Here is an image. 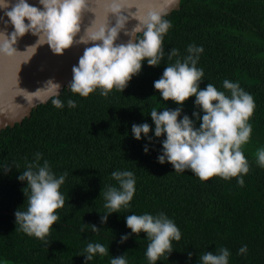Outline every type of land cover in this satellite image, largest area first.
I'll use <instances>...</instances> for the list:
<instances>
[{
	"label": "trees",
	"instance_id": "trees-1",
	"mask_svg": "<svg viewBox=\"0 0 264 264\" xmlns=\"http://www.w3.org/2000/svg\"><path fill=\"white\" fill-rule=\"evenodd\" d=\"M164 18L171 24L163 39L164 61L156 67L145 62L122 93L114 88L102 96L97 89L81 97L64 89L59 94L63 108L50 99L21 124L0 131V166L11 167L0 172V263L84 264L83 250L92 242L109 247V255L87 264H110L112 256L124 253L128 264H149L145 233L120 243L121 235L131 231L125 216L163 212L179 227L181 239L172 242L173 251L157 264H200L204 252L215 253L221 247L231 253L229 264H264V167L257 163V151L264 148V0H181L179 9ZM190 44L203 47L197 64L204 71L200 88L211 83L227 94L223 81L228 79L255 101L249 118L252 133L241 145L249 163L243 186L237 177L202 180L190 170L178 173L171 164L157 162L163 135L150 143L143 135L139 141L132 136V124L154 127L148 115L153 109L178 106L163 101L153 82L175 61L176 57L168 60L169 50L177 49L183 58ZM68 99L76 107H69ZM194 99L183 102L181 115L191 117L198 110ZM146 143L148 153L143 151ZM36 153L57 176L67 174L60 188L65 205L56 210L59 219L46 237L48 244L14 223L15 210L28 206L22 192H27L25 183L16 177ZM115 170L132 171L136 191L128 209L110 214L101 224L100 216L107 212L103 191L108 185L118 186L111 177ZM242 245L247 251L240 254Z\"/></svg>",
	"mask_w": 264,
	"mask_h": 264
},
{
	"label": "clouds",
	"instance_id": "clouds-1",
	"mask_svg": "<svg viewBox=\"0 0 264 264\" xmlns=\"http://www.w3.org/2000/svg\"><path fill=\"white\" fill-rule=\"evenodd\" d=\"M88 0H38L33 5L28 0H0V11L7 17L5 28L0 29V56L12 57L18 50L15 47L20 37L26 33L36 36L33 54L38 46L47 45L57 55L74 44L91 45L83 50L77 63L72 66V79L67 87L72 93L87 97L100 90V95L108 96L114 88L121 93L134 75L139 74L142 65L159 66L165 58L163 47L164 35L171 27L170 21L164 18V11L149 5L135 13L126 11L127 0H105L103 19L90 24L81 33V18L86 10ZM127 12L128 15L122 13ZM132 16L138 23L128 31L126 23ZM110 17L115 23L111 24ZM3 20V17H0ZM12 31H7V25ZM121 31L130 39L125 43H115ZM140 34L137 36L136 34ZM86 37V38H85ZM27 47V48H28ZM187 55L180 58L178 50L170 49L167 58L172 60L164 67L162 75L153 82L163 101L171 100L178 106L174 109L163 107L153 109L150 115L154 127L147 122L132 124L131 133L134 139L141 140L142 135L149 143L153 138L160 141L161 149L157 162L171 164L174 171L182 173L190 170L202 180L212 176L223 179L237 177V183L243 186V175L249 171V163L241 145L248 142L252 133L249 123L255 101L238 82L225 79L223 88L218 90L211 83L200 88L204 71L197 67L202 46L188 45ZM61 85L49 79L37 90L43 91L42 100L51 98L56 108H63L64 102L59 98ZM36 90V91H37ZM34 91V92H36ZM195 97L194 110L189 117L182 113L183 102ZM69 107H76V102L68 99ZM199 121V126H196ZM152 131L153 135L149 136ZM149 143L143 147L148 153ZM40 153L35 154L33 161L19 172L16 179L24 182L28 206L26 210L14 212L15 226L29 236H35L46 244L52 225L59 219L57 209L65 205V196L60 191L65 182V174L57 176L47 160L41 163ZM257 163L264 167V148L257 151ZM10 166H0V172H7ZM111 177L118 186L108 185L103 191L104 207L107 212L100 216V223L107 222L112 213H119L130 207L136 191V179L132 171L115 170ZM125 224L130 233L121 235L120 243L130 235L145 233L149 240L145 256L149 264H157L162 256L173 251V241L181 239V231L175 222L165 213H143L125 216ZM93 232L100 229L94 224H86ZM83 231V229H81ZM247 245H242L239 253H245ZM109 255V247L101 243H88L83 250L84 264L97 256ZM191 253H188L189 259ZM231 253L221 247L217 252L206 251L199 257L200 264H229ZM110 264H128L124 254L111 257Z\"/></svg>",
	"mask_w": 264,
	"mask_h": 264
},
{
	"label": "water",
	"instance_id": "water-1",
	"mask_svg": "<svg viewBox=\"0 0 264 264\" xmlns=\"http://www.w3.org/2000/svg\"><path fill=\"white\" fill-rule=\"evenodd\" d=\"M180 1L127 0L126 11L135 13L147 4L157 10L162 9L166 16L179 9ZM28 2L39 6L38 0H28ZM104 9L105 0H88L81 18V33L90 24L103 19ZM127 12L122 14L127 16ZM0 17H3V20H0V29H4V21L7 17L3 16L2 11H0ZM110 21L111 24L115 23L111 17ZM137 23L138 21L129 15L126 29L130 31ZM7 31H12L10 24L7 25ZM36 39L37 37L31 33H26L18 39L15 45L18 52L14 56H0V131L7 127L12 128L15 124H21L25 118L30 117L34 108L46 104L51 99L42 100L44 93L42 90H37L42 88L49 79L61 85L60 93L64 89L68 90L67 85L72 79V66L77 63L84 48L91 46L90 44H74L64 50L63 54L57 55L45 44L38 46L33 54L34 48L28 46L33 45ZM129 39L130 37L121 31L115 43H125Z\"/></svg>",
	"mask_w": 264,
	"mask_h": 264
},
{
	"label": "rangeland",
	"instance_id": "rangeland-1",
	"mask_svg": "<svg viewBox=\"0 0 264 264\" xmlns=\"http://www.w3.org/2000/svg\"><path fill=\"white\" fill-rule=\"evenodd\" d=\"M0 264H12V263H9L7 261H2Z\"/></svg>",
	"mask_w": 264,
	"mask_h": 264
}]
</instances>
